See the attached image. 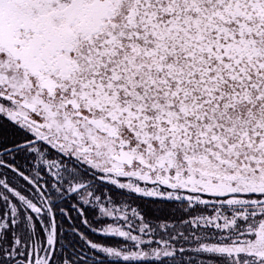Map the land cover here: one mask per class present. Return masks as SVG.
<instances>
[{"label":"snow or ice","instance_id":"1","mask_svg":"<svg viewBox=\"0 0 264 264\" xmlns=\"http://www.w3.org/2000/svg\"><path fill=\"white\" fill-rule=\"evenodd\" d=\"M0 264H264V0H0Z\"/></svg>","mask_w":264,"mask_h":264},{"label":"trees","instance_id":"2","mask_svg":"<svg viewBox=\"0 0 264 264\" xmlns=\"http://www.w3.org/2000/svg\"><path fill=\"white\" fill-rule=\"evenodd\" d=\"M95 238L98 240L108 241L109 243H113V244L118 241V238L116 237H106V236L99 235V234Z\"/></svg>","mask_w":264,"mask_h":264}]
</instances>
